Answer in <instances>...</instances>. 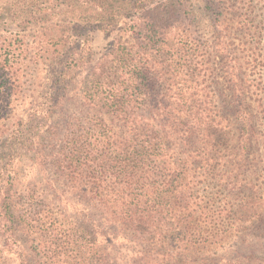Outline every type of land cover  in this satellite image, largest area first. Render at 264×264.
Listing matches in <instances>:
<instances>
[{
    "label": "trees",
    "instance_id": "trees-1",
    "mask_svg": "<svg viewBox=\"0 0 264 264\" xmlns=\"http://www.w3.org/2000/svg\"><path fill=\"white\" fill-rule=\"evenodd\" d=\"M219 1L246 47L211 56L189 0H0V264H264V235L227 245L264 200V33Z\"/></svg>",
    "mask_w": 264,
    "mask_h": 264
},
{
    "label": "rangeland",
    "instance_id": "rangeland-1",
    "mask_svg": "<svg viewBox=\"0 0 264 264\" xmlns=\"http://www.w3.org/2000/svg\"><path fill=\"white\" fill-rule=\"evenodd\" d=\"M189 5L195 15L194 28L196 34L200 35L202 40L208 41L210 45L209 51L211 53V56L215 53V51L213 50L212 41L214 40L216 42V39L214 38H216L218 34H215L214 31L216 32L217 29L222 30V37L216 43H224L223 47L226 46L228 50L234 49L236 51L237 49H245L246 45L242 44V42L244 41L241 37L242 34H232L230 35V37H226L225 27H215V25L219 24H215L216 20L213 19L210 11L207 9L206 0H189ZM219 6L222 8L224 7V10L228 13H231V15H235V13H237V15H245L248 18L246 23H251V21H253V25L257 26V28L260 29L262 33H264V0H220ZM10 27L11 26H7V28ZM77 34L79 38L87 37L88 46L91 49V53L94 54V57L99 56L100 54L108 50L111 47V43L115 36V33L109 34L96 29L91 30L87 28L84 30H79ZM262 39L264 40V38ZM219 52L220 53H216L218 57L214 59V64L216 66L215 72H217V76L216 83H214L213 86L214 88H216V90L222 91L226 85L223 78H221V76L219 75V60L223 57V53L220 51V49ZM240 54L242 53L240 52ZM79 85L82 86V84L78 83L76 87H79ZM40 86V84H35L33 87L30 85L28 86V89L37 88V90H40ZM76 94L77 93L74 92L70 93L69 100H66V102L64 103L63 108L66 113H73L74 111H78L82 108V102L79 96ZM224 97L226 98V96ZM58 112L59 111L57 110V115ZM16 179L17 181L15 183V188L17 190H21L24 184L22 170H20ZM41 190L42 189H39L40 193H42ZM234 203L238 208V213L237 215L233 216V219H235V225H233V228H231L230 230V241H227V245L231 246V249H236L238 247L237 242H240L242 236L246 233L250 232L251 234L255 235H264V200L255 198L251 199L246 204L243 203V201L241 202L240 200H236ZM23 240H26L24 245L30 248L31 245L28 242L27 237H24ZM254 241V244L263 243L257 242L256 238L254 239ZM9 264H14L12 258L9 261Z\"/></svg>",
    "mask_w": 264,
    "mask_h": 264
}]
</instances>
